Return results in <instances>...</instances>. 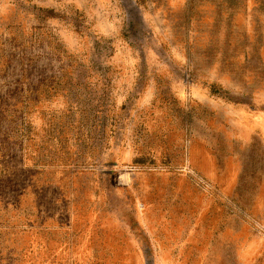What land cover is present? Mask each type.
Here are the masks:
<instances>
[{
    "label": "rangeland",
    "instance_id": "rangeland-1",
    "mask_svg": "<svg viewBox=\"0 0 264 264\" xmlns=\"http://www.w3.org/2000/svg\"><path fill=\"white\" fill-rule=\"evenodd\" d=\"M0 264H264V0H0Z\"/></svg>",
    "mask_w": 264,
    "mask_h": 264
}]
</instances>
